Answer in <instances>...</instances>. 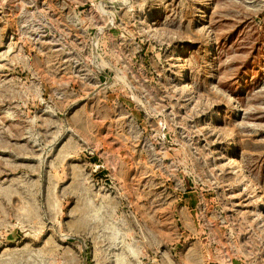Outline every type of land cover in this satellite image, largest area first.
<instances>
[{
    "label": "rangeland",
    "instance_id": "1",
    "mask_svg": "<svg viewBox=\"0 0 264 264\" xmlns=\"http://www.w3.org/2000/svg\"><path fill=\"white\" fill-rule=\"evenodd\" d=\"M262 202L264 0H0V264H264Z\"/></svg>",
    "mask_w": 264,
    "mask_h": 264
},
{
    "label": "bare ground",
    "instance_id": "2",
    "mask_svg": "<svg viewBox=\"0 0 264 264\" xmlns=\"http://www.w3.org/2000/svg\"><path fill=\"white\" fill-rule=\"evenodd\" d=\"M238 110V109H237ZM260 206H264V202H262L261 204H260Z\"/></svg>",
    "mask_w": 264,
    "mask_h": 264
}]
</instances>
